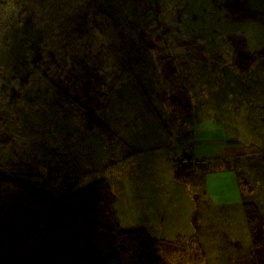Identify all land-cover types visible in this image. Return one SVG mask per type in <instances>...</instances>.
I'll return each instance as SVG.
<instances>
[{
	"label": "rangeland",
	"instance_id": "1",
	"mask_svg": "<svg viewBox=\"0 0 264 264\" xmlns=\"http://www.w3.org/2000/svg\"><path fill=\"white\" fill-rule=\"evenodd\" d=\"M157 4L159 5L156 7L157 14L164 22L160 18L158 20L156 15L154 22L155 25L164 29L162 32L151 31L149 35V31L145 28L146 25L140 28H126L123 21L127 13L128 0H111L107 10L112 18L115 16L117 23L113 26L114 33L108 37L109 39L96 40L90 35L79 38V35L75 34L77 37L74 42H71L75 55L78 49H82L81 56L85 53L89 59L96 57L97 60L109 61L108 63L116 60L117 69L115 71L112 70L116 67L111 69L107 64V69H111L113 73L124 72L125 67L122 66H125L127 60L133 63L131 73L121 74L120 81L115 85L114 91L112 90L116 104L112 107L110 101L106 108L102 107L98 110L110 125L108 139L112 142L105 146L101 145L98 150L94 146L95 143L98 144L97 128L90 129L87 136L89 147L75 142V136L85 126V116L82 113L71 112L72 108H56L53 104L51 106L47 98L40 100L42 95L37 96L41 92L38 86L46 83L44 74L34 73L33 86L25 88L17 80L10 81V73H4L0 76V135L4 137V141L0 140V167L6 170L10 168L17 170L18 167L24 169L30 165L43 173L45 177H49L50 173L49 165L45 163L47 160L53 167L58 162L60 166L57 170L60 169V171L69 167V161L65 162L62 152L59 155L63 157L57 156V161H54L50 157L48 148L49 128H51L50 134L54 132L53 116L54 109H57L56 125L59 135L56 141L61 140L59 147L64 148L66 152H68V142L65 141V137L68 136L73 141H71L69 146L71 150L68 153L73 154L72 156L76 154L80 160L78 164H75L77 160L74 161V170L82 173L80 182L106 177L120 198L129 190L133 191L132 206L138 201L140 203L137 210L133 211V218L129 224H126L120 209L122 226L144 227L155 236L163 238L164 240L160 243V255L167 264H241L244 258L246 259L245 264H264V242L260 246H254L245 224L241 220L232 221L235 218L246 217L243 204L236 203L237 200H234L235 196H241L237 187L239 181L243 187L245 199L255 203L259 202V211L263 214L261 229L264 230V201H259L258 195L260 194L257 192L258 187L264 185V151L263 156L258 160L256 159L258 156L251 158L253 156L246 154L240 158L230 157L234 153L225 148L219 154L227 157L226 159L220 155L214 159L212 157L196 158L192 178L183 183L175 177L174 161L178 156L182 158L186 152L189 154L191 141H194L196 136L200 141L202 135H205L202 131L214 130L208 127H214L216 124L222 131L220 132L217 127L218 134L224 133L220 136L226 138L240 140L242 125L248 128H245L249 131L248 136L245 131L248 138H253L257 130L260 132L259 137L262 138L264 128L261 126L264 125V121L258 122L257 116L264 118V106L259 103V100L264 97L249 96L246 100L247 98L244 99L241 93L246 90L253 93L259 92L260 89L264 90V67L256 63L250 65L249 68L241 65L239 53L264 50V0H160ZM21 5L20 0H8V5L0 8V64H5L16 52L34 53L32 44L38 43L42 47L44 59L42 67H46V61L48 63L49 57L52 56L51 52L54 53L52 48H56L57 53L60 52L56 58L64 53V50L56 44L60 42L58 39L61 37L59 24H61L60 19L63 13L71 12L73 8L69 9V3L56 8L55 13L61 15L60 19L53 23H48L44 18H38L39 26L46 28L45 33L48 37L44 41H37L39 34L26 30L28 28L27 14H22L20 17ZM43 6L49 9L44 4ZM130 8L134 9L132 14L138 17V9L133 8V5ZM130 8L128 13H130ZM144 8L140 5V10ZM250 14L254 15L249 17ZM140 16L143 17L144 14ZM89 30L91 33L98 31L93 26ZM175 30H179V41L188 42L186 53L182 54L187 57L188 64L183 62L180 55H176L181 62L179 64H173L169 60V47L165 43L167 36L176 34ZM164 31L167 33H163ZM84 39H90L92 45L87 46L86 44L82 47ZM121 39H125V42L122 43ZM109 43L123 46V50L126 51L124 53L128 56H123L116 50L113 54ZM159 45H162L163 51L160 50ZM206 49L210 50L208 56L215 57V60L207 61L208 59L204 57ZM159 50L164 55L160 56L157 62L153 60V57L158 58ZM175 50H180L179 44ZM192 52H196L195 55ZM193 55L199 56L200 61L193 63ZM257 60L258 63L264 64V51L257 54L252 62ZM156 65L159 71L165 72L168 69L170 86L167 92L179 96L180 101L187 99L178 88L182 77L188 76L191 78V84L196 83L192 85L194 89H191L196 106L183 107L181 103L174 106L171 100L166 99L165 101L163 96L157 95L156 92L155 99L163 102L161 104L154 101L156 112L149 106L133 105L132 99L138 98V94L135 93L137 86L133 79V72L135 76L142 72L141 76H143L144 71H154ZM230 65H234L237 73L234 74L231 68L226 69ZM66 67L69 69L67 64ZM204 72L205 74L201 76ZM222 72L225 77L222 76ZM243 72L246 75L242 76ZM213 73L216 75L211 76ZM92 74L96 75V72ZM131 74L133 76L130 77ZM148 74L152 80L154 72ZM60 75L64 77L63 84L67 88L66 74L60 73ZM90 76L88 75V78ZM199 76L200 80L196 82ZM230 79L234 82V88L238 93L232 90L234 88L228 89ZM242 80L245 85L241 87ZM2 82L7 87H4ZM11 84L15 87L13 90ZM152 84L157 85L160 82L156 80ZM223 86L227 92L219 96V91ZM96 87L88 88L90 95L94 93ZM78 89L80 92H85L80 86ZM72 91L75 92L74 89ZM110 91L107 90V92ZM229 91L232 92L230 95ZM83 96L85 97H82L83 99H87L86 92ZM151 96L152 93H150L152 100ZM211 98L214 99L213 101L221 100L226 106L220 110V103L216 104L217 106L213 109H209V105L204 106L203 103L210 102ZM68 99L71 97L69 96ZM33 101L35 105L41 107L35 108ZM62 101L68 103V100ZM228 106L232 110V117L225 111ZM215 108L217 110H214ZM254 109L256 110L253 115ZM150 110L155 119L158 115L157 124L153 119L155 124L149 125L148 129L140 130L132 136V138L142 137L138 149L133 151V146L129 145L128 139L131 128L121 125L125 120L130 119L132 112L145 122ZM242 110L248 114L252 113L253 118L242 122ZM2 122L4 123L1 124ZM150 122L151 120L146 121L147 124ZM254 140H257V137ZM121 141L127 143L121 144ZM245 141L248 140L245 139ZM62 142H65L64 146ZM198 146L201 145L196 143L192 146L194 155ZM195 156L203 157L202 154ZM114 158L121 161H116ZM134 159L138 160V164ZM82 165L84 169L81 170ZM114 178L121 181L124 187L122 188L119 182L116 183ZM132 186H135V189H131ZM232 251L235 256L237 255L238 260L230 255ZM204 256L211 262L205 263Z\"/></svg>",
	"mask_w": 264,
	"mask_h": 264
},
{
	"label": "trees",
	"instance_id": "2",
	"mask_svg": "<svg viewBox=\"0 0 264 264\" xmlns=\"http://www.w3.org/2000/svg\"><path fill=\"white\" fill-rule=\"evenodd\" d=\"M20 1H22L20 17L22 14H27L28 28L26 30L30 33H38L37 41H44L48 37V34L45 33L46 28L39 26L38 18H44L48 23H53L59 20L61 15L55 13L56 8L69 3V9L71 7L73 10L63 13L60 19L62 25L59 24L61 37L58 40L60 42H56L60 49L64 50V53L56 58L60 52L57 53L56 48H52L54 53L51 52L50 60H48V63L46 61L47 66L42 67V63H44L42 47L38 43L36 45L34 43L32 44L34 53L28 54L26 51L16 52L11 55V58L5 64H0V76L4 73H10V81L15 82L17 80L23 87L28 88L33 86L32 76L34 73L44 74L46 83L38 86L41 92L37 96L42 95L41 101L42 98H47L49 104L51 106L53 104L56 108H72L71 112L82 113L85 116V126L75 136L74 141L82 146L89 147L87 136L90 129L97 128L98 144L95 143L94 146L99 150L101 145L105 146L112 141L108 139L110 132L108 121L99 114L98 110L102 109V107L106 108L110 101L112 107L116 104V100L113 99L115 85L120 81L121 74L131 73V64L133 63L126 59L127 63L122 66L125 67L123 68L124 72L113 73L112 71L117 69L116 60L108 63L109 61L97 60L96 57L89 59L85 53L81 56L82 49H78L75 55L73 53L74 46H71V42H74L77 37L75 34L79 35V38L90 35L96 40L109 39L108 37L114 33L113 26L117 23L115 16L112 18V15L107 10L111 0ZM159 1L128 0L127 13L123 21L124 26L126 28H140L142 25H146L145 28L149 31V33L147 32L149 35L151 31L162 32L164 29L155 25L154 22L155 15L158 20L160 18L163 21L156 10V7L159 6L157 4ZM52 2L54 3L52 4ZM147 2L150 3L147 4ZM43 4L49 9H46ZM4 5H8V0H0V8ZM132 5L133 8L138 9V17L132 14V10H134L130 8ZM140 5L145 8L140 10ZM129 8L130 13H128ZM142 13L144 14L143 17L140 16ZM253 15L250 14L248 16L251 17ZM242 17L244 18V15ZM91 26L96 27L98 31L91 33L89 30ZM163 33H167V31ZM175 33L173 36H167L165 44L170 48H168L169 60L173 64H179L181 62L177 60L176 55L184 57L182 54L186 53L187 45L184 41H179V30H175ZM33 41L36 42L35 40ZM121 42L124 43L125 39H121ZM86 44L87 46L92 45L91 40H82V47ZM177 44L180 47L178 51L175 50ZM108 45L112 47L110 51L113 54L116 50L123 56H128L124 53L126 51L123 50V46H116L110 43ZM161 46L159 45L160 50L163 49ZM160 50L158 58L152 56L154 61L158 62L161 58L160 56L164 55ZM263 51L253 52L254 54L242 51L239 53V63L249 68L250 65H254L251 59L257 54L263 53ZM196 52L192 53L195 55ZM204 52L206 54L205 58H208L210 50L206 49ZM107 64L111 69L112 67L116 68L110 71L111 69H107ZM186 64H188L187 61ZM257 65L264 67L262 62ZM51 66H54V68ZM230 68L234 74L237 73L234 65H230L226 69ZM243 69L248 70L245 67ZM91 71H93L92 73L96 72V75H93ZM167 71L168 69L165 72L159 71L156 65L155 70L152 71L154 72L152 80L148 74L152 72H148V70L144 71L145 74L143 76H141L142 72L137 76L133 72V79L141 92L142 98L145 99V104L156 112L155 102H160L161 104L163 102L156 100L155 96L161 94L165 101L166 99L171 100L174 106L178 103H181L183 107L191 108L196 106L192 95L193 92L191 91L192 88L194 89L192 85H196V83L191 84V78L188 76L182 77L178 88L182 94L186 95L187 100L182 99L180 101L179 96L168 94L167 92V88L170 86L168 83L170 73ZM224 72H222L223 77H225ZM60 73L66 74L67 88L63 84L64 77ZM159 73L162 74L160 75ZM204 74L205 72L201 76ZM88 75L91 76L88 78ZM133 75L131 74L130 77ZM214 75L216 74L213 73L211 76ZM244 75H246L245 72H243L242 76ZM82 76L86 77L83 78ZM9 77L7 76V79ZM156 80L160 84H152ZM199 80L200 76L198 79L196 78V82ZM243 82L244 80L241 81V87L245 85ZM11 86L13 90L15 87L13 84ZM79 86L85 90L87 99L82 98L85 92H80ZM234 86V82L230 79L228 89H232ZM4 87H7L5 83ZM89 87H96L92 95L89 93ZM207 88L210 89L208 86ZM73 89L75 92L72 91ZM107 90L111 91L107 92ZM232 90L238 93L237 89L234 88ZM155 92L157 95H155ZM226 92V88L223 86L219 91V96H223ZM150 93H152V100L150 99ZM69 96L71 99H68ZM62 100H68V103ZM213 100L211 98L210 102L203 103L204 106L209 105V109H213L221 103L220 110L226 106V104L223 105L221 100ZM33 106L35 108L41 107L35 105V101H33ZM172 109L174 111V108ZM214 110H217V108ZM255 110H253V115ZM250 114L242 110V122L245 119L253 118L252 113ZM56 115L58 117L57 109H54L53 124L55 127L54 132L51 134V128H49L50 140L48 141V148L50 157L54 161H57V156L63 157L59 155L60 152L63 153L65 162L69 161L67 169L57 170L60 164L56 162L53 167L50 164L51 162L47 160L45 163H48L50 173L49 177H45L43 173L30 165H27L28 167L24 169L18 167L17 170L15 168L6 170L0 167V264H167L160 255V243L164 240L163 238L155 236L144 227L122 226L120 219L122 218V213L120 212L121 207H119L120 197L114 192L110 181L106 177L94 178L89 182H80L82 173L79 170L77 172L74 170V161L77 160L75 164H78L80 160L76 154L72 156L73 154L67 153L64 148L59 147V144H61L60 139L56 141L57 135H59ZM158 118L157 115L156 119L158 120ZM156 119L154 118L155 121ZM35 128L38 130L37 126ZM263 130L261 129V131ZM37 132L39 133V131ZM255 134H260V132L257 130ZM261 137L264 138V134H261ZM0 140L4 141L2 134L0 135ZM65 141L68 142L67 148L69 152L72 140L67 136ZM64 144L65 142H62V146ZM190 146L189 154L186 152L182 158L178 156L174 160L175 177L182 183L188 182L192 178L196 165L195 159H199L193 154L192 143ZM245 146V150L236 151L230 157L240 158L243 154H246L250 157L253 156L251 158L258 156L256 158L258 160L263 156L264 143L256 141ZM222 158L226 159L227 157L223 155ZM82 169H84V165H82ZM241 195L243 197V187ZM243 204L252 243L254 246H260L264 242V230L261 229L263 220L259 207L254 201H248L245 198H243ZM122 215L125 219H128L126 214Z\"/></svg>",
	"mask_w": 264,
	"mask_h": 264
},
{
	"label": "crops",
	"instance_id": "3",
	"mask_svg": "<svg viewBox=\"0 0 264 264\" xmlns=\"http://www.w3.org/2000/svg\"><path fill=\"white\" fill-rule=\"evenodd\" d=\"M184 43L187 45V43H186V40H184ZM244 46V48H245V45H243ZM205 57V56H204ZM256 56H254L253 58H255ZM193 63L194 62H197V61H200V59H199V56H193ZM252 58V59H253ZM181 59L183 60V62H188V59H187V57H181ZM208 60H210V61H213V60H215L216 58L215 57H212V56H208V58H207ZM252 59H251V61H252ZM178 60V59H177ZM179 61V60H178ZM180 62V61H179ZM254 64L256 63V64H258V60L257 61H254L253 62ZM257 75V74H256ZM180 91V90H179ZM135 93H137L138 94V98H133L132 99V103H133V105L135 106L136 104L137 105H145V106H147L146 104H145V99H143L142 98V96L140 95L139 96V94H141V92L139 91V89H138V87H137V89H135ZM229 95H230V92H229ZM241 95L242 96H244V99L245 98H247L246 100H248V97L249 96H253V97H258V96H260V97H264V90L263 89H260V91L259 92H249L248 90H246V91H243L242 93H241ZM187 100V99H186ZM135 101V102H134ZM188 102H189V100H188ZM259 103H261V104H263V106H264V99L262 98V99H260L259 100ZM192 105H194L193 103H192ZM245 105H247V104H245ZM144 106V108H146ZM258 106H260V105H258ZM225 111H227L228 113H229V115H230V117H232V110L230 109V107L228 106V107H226L225 108ZM259 112V111H258ZM149 115H148V117L146 118V121H148V120H151V122L150 123H146V121L144 122L140 117H138V116H136V115H133V112L131 113V115L129 116L130 117V119H128V120H125L124 121V123L121 125V126H129L130 128H131V131L128 133V135H129V137H128V139H129V145H131V146H133V151H136L137 149H138V147H139V143H140V140H141V138H132V136L133 135H136L137 134V132L138 131H143V130H145V129H148L149 128V125H153V124H157V121H155V123H154V121H153V119H154V117H153V113H152V111L150 110L149 111ZM138 119L140 120V121H138ZM241 121H242V119H241ZM257 121L258 122H260V121H264V118L263 117H261V116H257ZM129 122H131V123H129ZM215 123V122H214ZM110 126V125H109ZM213 126H211V127H208V129L209 128H211V129H214V130H204V131H202V133L204 132V136L202 135V137L200 138V141H199V139L197 138V136H196V138H195V140L194 141H191V143H192V145H196V143H199L201 146L199 147L198 146V150H196V153H195V155H198V154H202L203 155V157H198V158H204V159H208V158H211L212 157V159H214L215 158V156L217 157V155L220 153V152H223V148H225V150H230V152L231 153H235L236 151H239V150H245V145H248V144H251V143H255L256 141H259L260 143L261 142H263L264 143V138L262 137V138H260L259 137V134H255L254 135V137L253 138H248L247 136H248V134H249V131H247L245 128H246V126L245 125H242L241 126V132L243 133V135H242V133H241V139L240 140H238V139H236V140H234L233 138H226L225 136H220V135H224V133L222 134H218V130H217V124H216V126H214L213 128H212ZM258 127V126H257ZM262 128H264V125L262 124V126H261ZM220 130V132H222L221 131V128L220 127H218ZM257 129V128H256ZM245 131H246V133H247V136H246V134H245ZM211 133V134H209V133ZM128 135H124L125 137H127ZM215 138H214V137ZM257 137V140H254L255 138ZM259 137V138H258ZM245 139L246 140H248V141H245ZM211 141H212V143H211ZM121 144H124V143H127L126 141H121L120 142ZM222 144H223V146H222ZM239 144V145H238ZM197 147V146H196ZM196 147H195V149H196ZM195 149H194V151H195ZM0 153H1V146H0ZM68 153V152H67ZM211 154H213L212 156H210ZM115 159V158H114ZM114 159H113V161H114ZM116 161H118L117 159H115ZM134 160H136V159H134ZM119 161H121V160H119ZM136 164H138V160H136ZM113 177H115V176H113ZM237 178V177H236ZM114 181H116V183H118L119 181L118 180H116V178H114ZM237 181H238V179H237ZM120 183V186L123 188L124 186V184L123 183H121V181L119 182ZM122 184V185H121ZM133 185H135V183L133 184ZM237 187L239 188V191H240V195H241V189H242V186L239 184V181H238V185H237ZM131 189H135V186H132V188ZM120 190H121V188H120ZM257 192H259V194L260 195H258V197H259V201H264V185H262V186H260V187H258V190H257ZM130 194V195H129ZM258 194V193H257ZM129 195V196H128ZM132 195H134V192L133 191H131V190H129V192L127 193L126 192V194H124V195H122V198H119L120 199V206L119 207H121L120 209H121V211H122V213L123 214H126L127 215V218L128 219H125V222H126V224L128 223H130L131 221H132V212L134 211H136L137 210V208H138V204L140 203V201H138V202H136L135 203V205H133L132 206V202H131V199H132ZM243 198H245V194H244V191H243V197H242V195L241 196H235L234 197V200H237L236 201V203H238V202H240V203H242L243 204ZM257 203V205H258V207H260V204H259V202H256ZM243 206H244V204H243ZM261 215H262V219H263V214L261 213ZM238 220H241L242 221V223H244L245 224V226H246V228H247V231H249V234H250V230H249V224H248V219H247V217H243V218H235V219H232V221L233 222H236V221H238ZM263 222V221H262ZM195 235V234H194ZM230 255L233 257V258H235L236 260H238V257H237V255L235 256L234 255V251H232L231 253H230ZM205 257V256H204ZM245 261H246V259L244 258L243 260H242V262H241V264H245ZM204 262L206 263H208V262H211L209 259H207L206 257L204 258Z\"/></svg>",
	"mask_w": 264,
	"mask_h": 264
}]
</instances>
